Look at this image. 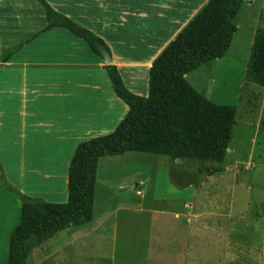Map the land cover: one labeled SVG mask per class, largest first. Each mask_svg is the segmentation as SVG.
<instances>
[{
	"label": "crops",
	"instance_id": "obj_1",
	"mask_svg": "<svg viewBox=\"0 0 264 264\" xmlns=\"http://www.w3.org/2000/svg\"><path fill=\"white\" fill-rule=\"evenodd\" d=\"M107 1L49 0L55 9L101 37L125 85L147 96L154 60L208 0H184L179 12L155 0L148 6L118 4L115 8ZM47 23L40 0H0V176L26 195L61 203L68 200L69 166L77 146L113 132L129 106L115 92L103 57L68 28L45 29ZM130 153L142 152L102 157L98 177L117 176L119 170L111 161ZM125 158L137 161L133 156ZM99 180L92 221L58 232L33 251L35 260L74 251L80 239L100 231L115 215L119 219L123 211L141 210L136 204H115L109 192L100 191ZM218 197L209 194L201 209L187 211L183 217L176 211V216L183 226L199 218L202 227L219 218L214 227L227 233L225 246H230V239L236 241L234 200L232 204L222 198L215 207ZM21 212L20 196L0 183V263L9 259L11 234ZM229 256L225 254L217 264H230Z\"/></svg>",
	"mask_w": 264,
	"mask_h": 264
},
{
	"label": "rangeland",
	"instance_id": "obj_2",
	"mask_svg": "<svg viewBox=\"0 0 264 264\" xmlns=\"http://www.w3.org/2000/svg\"><path fill=\"white\" fill-rule=\"evenodd\" d=\"M155 1L160 6L171 4L175 12L184 3ZM107 2L115 8L118 4L148 6L152 1ZM236 22L238 28L225 55L187 74L190 84L209 99L237 106L226 160L212 162L221 171L206 176L198 172L194 159L178 161L163 154L125 156L137 161L114 158L117 176L100 175V191L109 192L115 204H136L141 210L123 211L119 219L115 215L100 231L80 239L74 251L44 260H35L31 254L30 264H172L176 259L177 264L187 260L217 264L227 253L230 264H264V84L247 76L257 29L264 28V0H245ZM215 193L219 194L215 207L222 198L232 204L234 200L236 241L230 239V246H225L229 245L227 233L214 227L219 218H211V225L202 227L197 224L199 218L183 226L176 216V211L183 217L187 211L201 209L209 194Z\"/></svg>",
	"mask_w": 264,
	"mask_h": 264
},
{
	"label": "trees",
	"instance_id": "obj_3",
	"mask_svg": "<svg viewBox=\"0 0 264 264\" xmlns=\"http://www.w3.org/2000/svg\"><path fill=\"white\" fill-rule=\"evenodd\" d=\"M40 1L48 21L45 29L68 28L101 55L99 46L105 45L101 37L47 0ZM244 2L208 0L154 60L147 96L132 92L115 64L106 66L115 92L128 104L129 111L113 132L77 146L69 166L66 202L26 195L0 176L1 185L22 200L21 220L10 238L9 259L0 264H30L33 251L58 232L92 221L98 167L104 156L131 151L163 154L173 160L194 159L200 174L221 171L212 162L226 160L237 106L209 99L190 84L187 74L225 55L238 28L236 18ZM247 76L264 84V28L257 29Z\"/></svg>",
	"mask_w": 264,
	"mask_h": 264
},
{
	"label": "water",
	"instance_id": "obj_4",
	"mask_svg": "<svg viewBox=\"0 0 264 264\" xmlns=\"http://www.w3.org/2000/svg\"><path fill=\"white\" fill-rule=\"evenodd\" d=\"M99 51L101 56L104 59V63L107 65H111L115 63V59L112 56V53L110 52L109 48L106 45H100ZM178 161H182L181 159H178Z\"/></svg>",
	"mask_w": 264,
	"mask_h": 264
},
{
	"label": "built area",
	"instance_id": "obj_5",
	"mask_svg": "<svg viewBox=\"0 0 264 264\" xmlns=\"http://www.w3.org/2000/svg\"><path fill=\"white\" fill-rule=\"evenodd\" d=\"M139 193L141 192V191H138Z\"/></svg>",
	"mask_w": 264,
	"mask_h": 264
}]
</instances>
